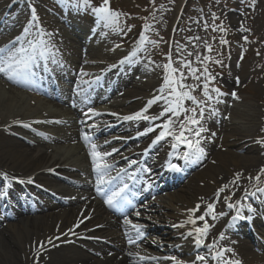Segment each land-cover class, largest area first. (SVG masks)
<instances>
[{
    "label": "bare ground",
    "instance_id": "obj_1",
    "mask_svg": "<svg viewBox=\"0 0 264 264\" xmlns=\"http://www.w3.org/2000/svg\"><path fill=\"white\" fill-rule=\"evenodd\" d=\"M178 4L175 10L177 16L180 15L183 0H180ZM16 5V2L10 5L5 0L0 2V17H8V19H10V24L3 23L2 20L0 21V34L6 33V36L10 37V40L15 42L14 47L13 44H10L6 48L4 54L0 56V66L4 65V61H6L11 54L7 49L10 48L13 52L19 53L18 57H20L22 53H20L19 50L25 49L30 40L31 29L25 32L21 23L23 20H27L26 13H19ZM66 16H69V14ZM40 18L43 17L40 16ZM44 21L48 22L46 20ZM58 21L69 22L65 16H59ZM86 29L87 27L85 26H80L79 28L73 27L70 37L66 32L64 35L63 30L57 25L54 27L52 26L49 34L52 33L54 36L52 38L53 41L50 39L46 45L53 44L61 47L65 45L68 51L66 52V61L68 65L71 63L74 65L82 63L87 65L95 63V60L101 61L102 58L112 60L110 54L105 50L106 41L102 42L97 38L85 41V36L83 37L82 33L87 32ZM44 34L47 35L46 30ZM60 35H64V38L63 36L60 39L56 37ZM67 35L70 38H66ZM17 37H19V40L16 39ZM1 40L0 38V43H2ZM70 47L71 49H75V53H70ZM139 49L141 50V48ZM145 62L147 67L150 68L143 67L137 59V61H131L123 65V67L127 66V73H124L125 71L121 73L113 71V75L117 77L116 83L113 85V94L110 95L106 93L105 97L111 99V97L114 98V95L117 93H123V95L126 94L127 96L134 97V92L137 90L142 91L139 92L141 98L151 95L150 93L154 90V83L152 81L139 80L135 82L131 78L132 74L135 73L140 76L150 77L152 75V77L157 78V76H154V73L151 72V74L149 72L151 68H157L154 61L148 59ZM220 64L221 63L217 60L214 65L219 66ZM78 70V67L75 66L71 72L61 73V77L57 78L61 79V82L63 80L68 83L74 72ZM232 71H235L234 66ZM44 79L48 83L52 82V79L50 80L48 77H44ZM21 81L22 79L19 77L10 79L9 74L0 73V208H3L4 214L11 210L13 214L10 216L15 219L13 222L7 223L0 229V264H126V247L133 244L140 235L125 233L122 232L120 228L116 227L117 224L113 223L112 218L107 214L105 203L102 204L99 202L97 198L98 188L95 187L94 184L85 185L76 181L75 187L80 190L72 189L68 186L64 187L61 183H71L74 181H69L71 177H67L69 180H62L56 177L53 178L49 174L51 173L50 169H52V167H57L55 171L59 173L67 170L69 165H67L66 161L68 159L62 162L60 155L62 157H70L73 152L77 153L78 150H80V147H77L78 150L74 149V151L73 148H68L63 153H60L57 158L56 152L54 153L52 150L56 145L68 144L76 139H80L81 141L85 140L86 135H83V132L81 133V129L76 128L78 122L69 121L70 118L63 115L64 117H62L63 119L61 120L65 121V125H70L71 129L58 130L55 134L53 133L52 135L41 137L42 139L34 141L28 140V142H22L13 137L16 133L20 135V130L17 129V127L20 126V122L34 119V117H29L32 115L31 112H23L22 106H26L25 103L28 99L38 104L42 103V106L46 105L62 109L61 103L68 104L71 101L74 102L76 98H71L70 94L67 92L58 94L54 89L48 88L43 90L39 87L40 90L38 89V91L45 93L43 95L46 97L45 99L39 94H32L28 91L20 90L19 88L21 87L19 85ZM196 81L197 83L199 82V80ZM29 84L34 87L31 82H29ZM129 87L133 88V91L128 89ZM102 91L104 92V90ZM183 91L186 90L183 89ZM187 91L189 90L187 89ZM18 95L25 98H20V100L17 101ZM209 96L211 98L209 99L207 97L206 103H210L209 101H211L212 110H217L215 115L204 116L200 121L206 128V131L202 132L199 136L200 144L204 148L201 160L207 158L208 153L211 155L213 148L218 144L219 137H221L220 151L209 157L206 169L194 175L191 180V182H193L190 185L179 187L176 192L166 194L165 196L166 200L169 201L168 203L156 204L158 206H154L149 205V202H147L141 206H137L139 210H149L151 208L154 209V212L164 210L165 208L172 210L171 214L169 216L167 215V217H172L170 223L173 224L174 220V225L176 224L179 228L170 232L169 230H165L162 235L167 241H172V244H179L176 246L166 244L162 249L172 251L178 256L181 254L185 257L183 261L175 260V264H180L181 262H183L182 264H193L187 253L193 250L194 247L192 244L196 242L195 228H202L204 225V223H200L201 221L198 217L205 215L201 213L199 209L195 212L191 210L196 209L197 205H199L200 208V205L203 207L206 202H210L212 199L209 200V198L214 192L219 195V198H222L223 193L228 195L226 199H229L231 196H234V198L239 197L242 193L241 191L246 189V183L253 179L256 168H258L261 163L262 165L264 164L263 159L260 157L264 155V144L261 143L262 138L260 137L257 125L255 124L251 130H244L242 127H232L233 124H230V122L220 123L218 117L229 108L231 110V115L234 117L245 120V115L233 109L234 106L227 105L225 101L216 99L211 95ZM26 97L28 99H26ZM51 98L55 99V101H51ZM141 98L140 101L136 103V108L141 105ZM149 100L150 99L142 100V102L146 101V103L142 104H148ZM129 103L128 98L120 100L115 99L111 103V106L120 108L127 114V112L135 110L133 108L134 105L131 106ZM76 106L75 103V107ZM184 106L187 108L186 100L184 101ZM165 107H167L166 102L164 100H159L157 103L147 106L148 111L145 114H149V116H158ZM39 109L37 110L39 111ZM191 114V112L186 114L182 112L179 118L173 116V129L176 127L179 128L185 116ZM74 115H76V113H74ZM53 118H61V116ZM167 119L168 117L165 116L154 120L150 124L151 126H148L147 122L144 120H127L129 122L125 125L123 124L119 130L121 132L132 131V133L140 135L142 132H147L149 128L160 127ZM82 121H85V119ZM25 122L26 121H24V123ZM193 128L194 130L192 131L194 133L195 126ZM228 131L230 133H227ZM213 133L215 135H213ZM212 137L216 138L212 139ZM232 138L234 141L229 140ZM165 139L168 140V137ZM225 147H232L233 150H225ZM54 150L57 151L56 149ZM112 151L111 149L110 152ZM77 159L79 163L84 162V158H80L79 154H77ZM87 160L89 162L93 161L92 158H87ZM70 166V168L73 167L76 168L77 171L83 172L84 168L80 166ZM220 168L221 172L218 173ZM84 172L86 174H91L90 169ZM92 173L94 174L97 172L93 171ZM237 174H239L238 179ZM19 179H22L25 184L30 185L33 182L39 181L45 187L57 189L58 192L56 194L62 196L60 198L65 207H61L56 203H47L44 204L43 207L38 206L32 210L27 209L29 207H25L26 210L20 212L19 210L22 209L20 203L22 189L20 188L21 184L19 183ZM199 183L202 185V190L198 189ZM98 184H100V181ZM208 187L211 188V190L207 189ZM221 188H224L223 192L219 191ZM240 198V203L244 202V198ZM245 204L247 205L246 208H251V211L247 212L245 208L242 213H240V216L245 219L251 218L253 225H255L254 228H256L259 218L264 217V211L263 213L260 211L264 209L262 208L264 206V192L254 194V200L246 202ZM25 211L36 212H33V214L21 215V213ZM80 211L83 212L79 214ZM197 211L198 213L195 214ZM189 217L195 220V223L189 222ZM215 217H217V215H215ZM215 219L214 221L212 220L210 224L207 223L210 227L207 234L202 237L204 242H209L213 247L226 248V257L224 260L227 257H234V254L231 252L234 250L235 259L240 261L241 264H264V257L261 258L255 255L249 247V240L252 239L248 237V232L245 230L244 225H238L239 231H233L234 236L227 238L225 236V231L231 228L219 225V221ZM69 229H71V231H69ZM261 231L264 232V230ZM189 233H191V235H189ZM221 234H223V237H221ZM100 236L109 238L112 246H101L100 241H96ZM57 237L59 238L57 239ZM49 240H51V243H49ZM228 247L231 249L229 252ZM197 251L199 250L197 249ZM99 257H104V259L100 261ZM218 262L221 264L220 260H218Z\"/></svg>",
    "mask_w": 264,
    "mask_h": 264
},
{
    "label": "rangeland",
    "instance_id": "obj_2",
    "mask_svg": "<svg viewBox=\"0 0 264 264\" xmlns=\"http://www.w3.org/2000/svg\"><path fill=\"white\" fill-rule=\"evenodd\" d=\"M1 1L2 0H0V2ZM5 1L9 3V5L18 1L16 2L17 11H19V13L25 12L27 18H29L28 7L31 5L32 8H35L36 11H38L39 15L42 16L44 20L48 21L45 22L43 20L46 27L51 28L52 26L54 27L57 25L58 27H61L64 32L66 30L67 33L69 31V29H67L68 27L63 23L58 22V16L63 15L66 18H72V16L66 15L75 13L81 16L80 20L86 25H84L85 27L89 28L91 25L92 28H97V30H99V37H102V39L109 37V42L106 44L105 50L110 54L112 60L102 58L101 61L95 60V63L88 65L78 64L79 68L83 69L86 73L92 72L95 68H99L102 63L107 65L109 62L115 61L116 59L120 60L127 57L130 53L135 54L133 52L138 51H136V48L140 44L145 46V48L143 47L144 51H138L135 56L143 67H147L145 61L148 59L154 61L157 68H151L149 72L154 73V76H157V78L152 77V73L150 74V77L152 78L140 76L135 73L132 74L133 81H152L154 83L153 92L156 91L158 95H163L168 99H172L167 88H165L163 93L160 91L163 87V80L166 74L164 65L171 60L173 62V67L179 68L180 72L186 77L182 83L190 85L191 89H195L194 92H191V95L196 97L200 102H204V100L206 102L207 98L205 99V96L203 95V85L208 82L204 79L206 68L207 74H211V76L214 77L209 83V94L219 100L225 101L229 106H234L233 109H236L238 112H242L245 115V120L234 117L231 115V110L229 108L222 112V117H218L220 123L230 122V124H233L232 127H242L244 130H251L256 124L260 137L263 140L262 143L264 144V0H187L184 13L179 20H175L174 18V9H176L179 0H109L107 6L117 15L107 19L95 12V8L100 7L103 4V0H88L87 5L84 4L83 0H64L65 3L62 2L63 0ZM5 22L9 23V19H5L4 23ZM82 36H86V32L85 35L82 33ZM68 37L69 36L66 38ZM0 38L2 39L1 41H8L7 39H9L6 37V33L2 35L0 34ZM221 40L227 41V43H221ZM209 47L211 48V51H209ZM69 51L70 53H75V49H71V47ZM63 56L67 55L63 54ZM205 57L208 59H205ZM217 60L221 63L219 66L214 65V61ZM180 62L190 65L191 68L197 70L196 75L200 77L198 83L196 79L190 75L189 68L180 67ZM233 66L235 69L234 72L232 71ZM126 71H128L127 67ZM180 72L176 73L177 80H179ZM86 73H81L80 75L83 76V74ZM80 75H76L74 79L77 81ZM212 88H219V90L222 93H225V95L218 96L215 92H211ZM128 89L133 91V88L131 87ZM187 89L190 91L188 87L184 88L186 91ZM139 92L142 91L137 90L134 92V97L127 96L126 94L123 95V93H117L114 95V98L111 97L110 102L107 103V105H103L101 109L96 111L102 112L105 116H107L108 113L120 117L126 112L120 108L111 106L110 103L115 99L120 100L128 98V102H130L129 104L131 106L134 105L133 108L136 109L135 105L141 98ZM233 92L236 93L235 97L232 95ZM20 98L23 99L25 97L18 95L17 101H19ZM26 99L28 98L26 97ZM209 102L208 105L210 104L211 106L204 104V106L197 108L191 101L186 100V107L189 109H196L197 114L203 109L204 114L206 113V117L207 115L212 116L211 113L213 111L216 113L217 109L212 110V103L211 101ZM25 105L26 106H22L23 112H31V114L34 113L40 115L37 116V118L42 120H45V116L48 112L55 114L58 113L56 110L52 109L45 111L42 103L38 104L29 99L26 101ZM205 107L208 109V112L205 111ZM37 109H39V111ZM64 110L65 109H63L62 112H65ZM209 110L212 111L209 112ZM66 114L68 117L76 119L72 110H68ZM85 114H88V110L85 111ZM197 117L199 118L198 115ZM19 129L29 133V135L25 134L22 136L24 139L20 138L23 141L35 137V132L38 131L34 130L38 128H34V132L31 129L27 130V128L24 127H19ZM175 130L178 131V128ZM42 132H44V130ZM227 133L230 132L228 131ZM113 134L117 133L113 130H107L106 135L111 136ZM185 135L189 138V135L191 134L186 132ZM148 138L149 136L141 141V144L145 143ZM215 138L216 137H212V139ZM220 140L221 137L218 138V144L213 148L211 155L208 153L207 158L202 159L198 164L192 167L187 178L182 180V183L179 182L177 184V186L179 185L178 187L190 185L193 182H191L192 177L206 169L209 157L220 151ZM229 140L234 141L233 138ZM75 142L78 144L76 145ZM171 142L173 143L174 140L172 139L169 143ZM81 145L83 144L81 143ZM77 147L81 148L80 142L73 141L68 144L56 145L52 150L54 153L56 152L57 158L60 153H63L68 148H73L74 151V149L78 150ZM225 150L231 151L233 149L232 147H225ZM77 154H79L80 158L85 159L87 153L84 154L81 148L77 153L73 152L70 157H62L60 155V159L62 162L68 159L66 163L69 166L75 165L86 167L87 163L78 162ZM260 157L264 161V155ZM262 169H264V164L262 165L261 163L259 167L256 168L253 179L246 183V189L241 191L243 194L249 189L252 190L254 188H259V182L264 177V171H261ZM220 170L221 168L218 170V173L221 172ZM55 173H52L51 175L61 177V175L57 176L58 174ZM73 174L75 180L83 179L80 174ZM63 175L68 177L65 173H62V176ZM19 182L22 183L20 185L22 190L25 189V187L34 190L33 198L36 199H34L35 203L32 208H36L46 202H57L59 206L65 207V205L59 202L61 201L60 197L55 194V192H58L57 189H50V192L47 194V189L45 186L39 184V181L27 186L23 183L22 179H19ZM198 186V189H203L201 183H199ZM167 187L168 186L163 187L157 195L154 194L155 200L153 202L161 203L166 199L160 197H163L166 193L171 194L176 192L177 190H174L175 187L172 189ZM39 189L41 192L37 191ZM207 189L211 190L209 187ZM224 196L226 197L228 195L224 193ZM236 200L237 198L231 196L230 199L222 201L220 207L225 210L224 213L228 214L236 209L235 207L231 209L228 208V204L235 202ZM168 202L169 201H167V203ZM30 212V214H33L32 211ZM82 212L83 211H80V213ZM166 212L167 210L161 211L163 214ZM161 213L159 214L163 216ZM21 215L26 214L21 213ZM160 218L161 217H158L156 220H152L153 224L158 226H168L166 222L159 221ZM14 220L15 219L9 215L6 217L1 216L0 229ZM149 224L150 223L148 222L143 225L149 226ZM157 232L161 234V230H158ZM156 241H159L157 236ZM249 241L247 242H249V247L254 254L261 258L264 257V237L257 234V238L254 236V238ZM103 259L104 257H102V259L99 258L100 261Z\"/></svg>",
    "mask_w": 264,
    "mask_h": 264
},
{
    "label": "snow or ice",
    "instance_id": "obj_3",
    "mask_svg": "<svg viewBox=\"0 0 264 264\" xmlns=\"http://www.w3.org/2000/svg\"><path fill=\"white\" fill-rule=\"evenodd\" d=\"M84 4L87 5L88 4V0H83ZM109 3V0H103V4L100 7L95 8V12L99 15H101L103 18L107 19V18H111V17H115L117 14L114 13L113 11L110 10V8L107 6ZM32 19L36 20L37 17L35 15V9H33V15H32ZM28 29L25 28V32H27ZM17 40H19V37L16 38ZM31 43V42H29ZM221 43H227V41L221 40ZM13 47L15 45V42H12ZM7 47V46H6ZM6 47L5 48H0V53H4L6 51ZM8 52H10L11 54L9 55L7 61L4 62L3 66H0V73H7L9 74V78H13V77H21V78H27L29 75H31V68H32V61L35 59V57L33 56H20L18 58L19 53L17 52H13L12 49H7ZM209 51H211V48L209 47ZM20 53H26L27 49H21L19 50ZM40 55H43V53H41ZM205 59H208L207 57H205ZM55 62V61H53ZM124 61H121V63H123ZM180 67H187L190 70V75L196 79L199 80L200 77L196 75V69L191 68L190 65H186L183 62H180ZM164 70H165V76H164V80H163V87L160 89V91L163 93V91L165 90V88H167L169 90V95L172 97V99H168L167 97L161 95V96H157L154 97L153 99L148 101V105L151 106L152 104L157 103V101L163 99L166 102L167 107H165L163 109V111H161V113L158 116H148L145 115V113L148 111L147 107L141 111V112H137L134 115H129V116H125L123 117V119L125 120H145V121H154L157 119H160L162 117L167 116L168 119L166 120L165 123H163L162 125H160L161 127V131L159 132V134L156 136V138L152 141L153 144L158 143L161 140H164L166 137L171 136L173 138V140L175 141V143H173L172 147L173 149H176L179 143H184L185 146L189 149V151L184 153V159L187 160L189 158V156L191 154H195V153H199V154H203L204 149L200 146V141L197 140H190L185 133L186 132H192L193 127L195 126V132L194 135L196 137H199L200 134L204 131H206V128L203 126V124H201V119H203L204 117V111L203 109H201L199 111V113L197 114L196 109H189V108H185L184 106V101L188 100L191 101L193 104H195L197 106V108L200 107V101H198L196 99V97H194L193 95H191V91H194L195 89H191L190 85H185L182 83L183 80L186 79V77L184 76V74L182 72H180L179 68H174L173 67V62L170 60L169 63L164 65ZM180 72V76H179V80L176 79V73ZM205 73L206 75L204 76V79L208 82L204 83L203 85V95L205 97H208L209 99L211 98L209 96V83L211 82L212 79H214V77L211 76V74H207V69L205 68ZM185 87H188L191 91H183L182 89H184ZM211 92H215L218 96H222L225 95V93H222L219 88H212ZM233 97L236 96V93L233 92L232 93ZM189 113L191 112V115H186L185 119L183 121H181L179 128V134H177L175 131H173V124L174 121L172 119L173 116L179 118L181 116V113ZM212 115H215V112L213 111L211 113ZM197 115L199 116V119L197 118ZM149 132L154 131L153 128H149L148 129ZM145 133H140V135H144ZM213 135H215L213 133ZM85 139H87V137H85ZM93 157L95 158L96 155H98L97 153H95L93 151L92 153ZM94 163H95V159H94ZM170 167L175 170V171H179V169L177 168L176 165L172 164L170 165ZM261 171H264V169H262ZM239 178V174H237V179ZM31 182V181H29ZM235 182V181H234ZM220 192L224 191V188H221L219 190ZM113 198H109L106 203L111 206L113 203ZM228 208H233L232 204H228ZM199 209V205H197L196 209H193L191 211L195 212L196 210ZM214 209V206L212 204L208 205V212L211 213ZM249 211H251V208L249 207ZM244 217L240 216L239 213H237V217H235L234 219H243ZM198 219L200 221H204L205 220V216L201 215L198 217ZM213 219H215V217H213ZM189 222L191 223H195V220H192L191 217H189ZM125 223H128V221H125ZM210 225L207 223H204L203 227H197L195 228V233H196V244L199 246L201 244H203V239L202 237H204L209 229ZM69 231H71V229H69ZM137 231L139 232V228H137ZM189 235H191V233H189ZM221 237H223V234H221ZM59 237H57L58 239ZM49 243H51V240H49ZM209 248L212 247V245H208ZM228 251H231V249H229ZM222 256V253L217 252L216 256L213 257V259H215L216 257ZM172 260L175 261V257H171ZM196 259L198 261L201 262H205L206 264V257L204 256H197ZM226 264H232V262H226ZM234 264H240L239 261L234 262Z\"/></svg>",
    "mask_w": 264,
    "mask_h": 264
}]
</instances>
